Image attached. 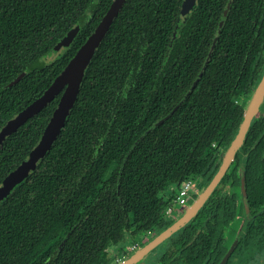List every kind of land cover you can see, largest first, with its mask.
<instances>
[{"label": "trees", "instance_id": "obj_1", "mask_svg": "<svg viewBox=\"0 0 264 264\" xmlns=\"http://www.w3.org/2000/svg\"><path fill=\"white\" fill-rule=\"evenodd\" d=\"M113 2L0 0V131L43 95ZM228 2L199 0L188 18L183 0L126 2L59 136L0 202V264H109L128 237L173 223L165 211L183 182L210 183L264 71V0H233L211 53ZM61 95L0 145V187L40 142ZM262 133L257 120L245 166L238 156L197 219L212 239L237 217L242 169L249 203L256 211L264 203ZM213 254L202 248L200 263Z\"/></svg>", "mask_w": 264, "mask_h": 264}, {"label": "water", "instance_id": "obj_2", "mask_svg": "<svg viewBox=\"0 0 264 264\" xmlns=\"http://www.w3.org/2000/svg\"><path fill=\"white\" fill-rule=\"evenodd\" d=\"M127 1L128 0H114L99 25L96 27L87 41L77 51L75 56L70 60L62 73L45 90L43 95L36 99L29 106H27L24 110H22L15 118L10 120L1 129L0 145L3 144L8 136L14 134L23 125H25L29 119L41 113L49 103H51L57 96L62 93L61 99L38 145L24 159L21 165H19V167H17L4 179L3 184L0 187V202L7 198L16 188V186L24 182L32 171L36 170L39 161L45 157L46 153L50 150L51 146L59 136L61 130L66 124L67 117L69 116V113L76 102L77 96L81 91L86 69L88 68L92 58L94 57L96 50L100 46V43L108 32L113 20L122 11ZM232 2L233 0H229L224 15L222 16V20L217 32V37L215 38L213 46L211 48V53L215 48L217 39L221 34V30L224 27L226 19L228 18ZM195 7L196 0H183L181 14L185 18H188ZM79 31L80 27H76L75 29L71 30L67 34V36L63 38L61 42L54 48V50L57 52L60 49L70 47ZM25 78L26 73H23L12 82V85H16L18 82ZM263 103L264 71L257 85V88L255 89L253 96L244 112L239 130L236 133L229 148L227 149L223 161L210 183L203 188V190L199 193L198 197L191 205H188L183 209L184 213L178 220H176L171 226L163 230L148 244L144 245L129 258L125 259L119 264L141 263L154 249H156L159 245H161L165 240L173 236L175 233L182 230L199 214V212L205 207L207 202L210 200V198L220 185L221 181L234 163L239 151L244 146L253 121L258 118L260 108ZM231 251L232 249L226 255L221 264H224V262L228 259Z\"/></svg>", "mask_w": 264, "mask_h": 264}, {"label": "flooded vegetation", "instance_id": "obj_3", "mask_svg": "<svg viewBox=\"0 0 264 264\" xmlns=\"http://www.w3.org/2000/svg\"><path fill=\"white\" fill-rule=\"evenodd\" d=\"M198 2L199 0H196V8L198 6ZM257 120H260L264 124V103L260 108L258 118H256L253 123ZM263 134L264 133H262V135ZM243 147L236 156V159L228 170L227 174L235 164L238 156H240L241 159V166H245L247 155L243 151ZM214 148H217V146L214 145ZM225 153L226 150L222 152L220 164L223 161ZM227 174L225 175V177L227 176ZM225 177L221 181L212 197L215 196L217 190L221 187V184L223 183ZM191 180H194L195 182L183 203L174 204L184 182L176 191L175 199L166 209L167 211L169 208H171V212L169 214H166L165 211V217L167 220H170L173 223L178 220L184 213L183 209L186 206L191 205L198 197L199 193L203 190V188L206 187L204 185V178H196ZM240 180L241 186L237 191V203L239 211L236 219L232 223H230L228 226L224 225L225 228H223V230L225 232L223 235H221L219 238L212 239L209 232H202V228L205 227V222L198 223L197 219L202 210L205 208L204 207L189 224H187L182 230L178 231L173 236L165 240L139 264H216L217 254H221L220 258L218 256L219 259L217 263L221 264L231 249V254L224 262V264H263L264 203L257 211L254 210L253 206L249 203L246 182L247 175L245 169H242L240 172ZM212 197L210 198V200L212 199ZM181 212L183 213L179 216L178 214H180ZM189 228L192 229L187 230ZM162 231V229H155L146 233V235H151V239L145 243L139 238H133L131 244L123 246L122 248L112 249L108 257L109 264H119L120 262L129 258L137 250H139L144 245L153 240L156 236H158ZM202 248H207L210 250V252L214 253V257L208 256L205 259L206 262L204 263H200V259L198 258V253L200 252V250H202ZM112 252L114 253L113 255L111 254Z\"/></svg>", "mask_w": 264, "mask_h": 264}, {"label": "rangeland", "instance_id": "obj_4", "mask_svg": "<svg viewBox=\"0 0 264 264\" xmlns=\"http://www.w3.org/2000/svg\"><path fill=\"white\" fill-rule=\"evenodd\" d=\"M66 48H63V49H60L59 51H55L53 49L52 52H50L48 55H46L43 60L47 63V64H50V63H53L55 61H57L58 59H60L63 55H64V52H65ZM183 212H181L180 214H178L179 216L182 214ZM139 239H141L144 243L149 241L151 239V235H142L140 237H138ZM133 241V238H127L126 241L124 242L123 246H127L129 244H131V242ZM112 255L114 254L113 252L111 253Z\"/></svg>", "mask_w": 264, "mask_h": 264}, {"label": "built area", "instance_id": "obj_5", "mask_svg": "<svg viewBox=\"0 0 264 264\" xmlns=\"http://www.w3.org/2000/svg\"><path fill=\"white\" fill-rule=\"evenodd\" d=\"M194 182H195L194 180H189V181H186L183 183L181 190L179 192V195H178L176 201L174 202V204L175 203H183L185 201V199L187 198ZM170 212H171V208H169L166 211V214H169Z\"/></svg>", "mask_w": 264, "mask_h": 264}]
</instances>
